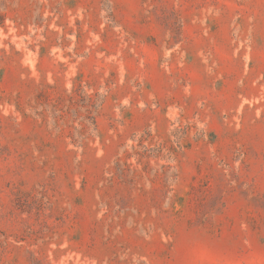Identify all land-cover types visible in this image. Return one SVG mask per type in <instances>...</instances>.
<instances>
[{"label": "rangeland", "instance_id": "1", "mask_svg": "<svg viewBox=\"0 0 264 264\" xmlns=\"http://www.w3.org/2000/svg\"><path fill=\"white\" fill-rule=\"evenodd\" d=\"M0 264H264V0H0Z\"/></svg>", "mask_w": 264, "mask_h": 264}]
</instances>
